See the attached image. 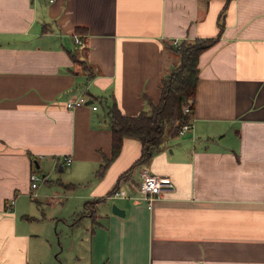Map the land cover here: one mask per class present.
Listing matches in <instances>:
<instances>
[{
	"label": "crops",
	"instance_id": "crops-1",
	"mask_svg": "<svg viewBox=\"0 0 264 264\" xmlns=\"http://www.w3.org/2000/svg\"><path fill=\"white\" fill-rule=\"evenodd\" d=\"M194 38L215 40L198 56L191 129L119 178L141 151L126 137L98 175L110 105L147 110L178 61L173 39ZM56 168L77 221L93 208L58 258L25 204L53 185L31 188V171ZM144 170L173 188L149 203ZM0 264H264V0H0Z\"/></svg>",
	"mask_w": 264,
	"mask_h": 264
},
{
	"label": "trees",
	"instance_id": "trees-1",
	"mask_svg": "<svg viewBox=\"0 0 264 264\" xmlns=\"http://www.w3.org/2000/svg\"><path fill=\"white\" fill-rule=\"evenodd\" d=\"M224 1L228 3L230 0ZM224 8L221 10L220 18L224 14ZM221 28L220 24V30ZM214 40L215 38H194L180 41V46L176 47L178 61L162 79L158 100L155 103L150 102L147 110L126 114L115 103L110 105L107 115L111 130V156L105 158L100 164L97 170L98 175L102 174L108 164L118 156L124 138L137 139L141 144V151L137 159L119 178L129 175L135 166L150 161L156 152L178 135L181 125L192 118L191 111L194 107L198 80V56ZM79 62L83 63L88 70V76H91L93 74L91 67L83 61ZM185 106L189 107L190 112L184 111ZM103 199L99 197L95 200ZM83 208L81 216L86 211L89 213L93 211L88 200L85 201Z\"/></svg>",
	"mask_w": 264,
	"mask_h": 264
},
{
	"label": "rangeland",
	"instance_id": "rangeland-1",
	"mask_svg": "<svg viewBox=\"0 0 264 264\" xmlns=\"http://www.w3.org/2000/svg\"><path fill=\"white\" fill-rule=\"evenodd\" d=\"M61 174L62 172L58 169L47 172V181H39L40 185H47L53 183L51 187L46 188L42 194H38L37 191L36 199L26 200V212L28 214H36L35 217L38 220H33V226H36V230H39L40 233H37V237L46 243L49 247L54 248L53 255L57 253L63 256L65 252L71 253L74 244H78L80 236L83 232L86 231L85 228L89 227L87 216H81L80 220L78 219V213L82 210V205H78L75 209V203H70L72 200L73 194H69L68 198H65V195L60 191V188L56 186V182L60 183V180L57 179L56 174ZM36 190V189H35ZM34 192V194H35ZM113 199L112 201H115ZM92 205H90L91 207ZM74 210H76L74 212ZM89 212L86 211L85 214ZM81 222V223H79ZM74 252V251H73Z\"/></svg>",
	"mask_w": 264,
	"mask_h": 264
},
{
	"label": "built area",
	"instance_id": "built-area-1",
	"mask_svg": "<svg viewBox=\"0 0 264 264\" xmlns=\"http://www.w3.org/2000/svg\"><path fill=\"white\" fill-rule=\"evenodd\" d=\"M73 36H74L75 41L80 43L81 40L78 37L79 35L77 33H75ZM172 42L175 45V47L180 46V40L179 39H173ZM87 103H88L87 97H86V95H83V94L78 95V96H71V97L67 98V100L65 101V105L68 108H74L76 106L84 105ZM91 108L96 109L97 104H92ZM184 111L190 112L189 107L185 106ZM191 127H192V119H190L188 122H185L181 125V127L178 131V135L184 134L185 132L189 131L191 129ZM62 161L65 164H69L71 161V157L68 155H65V156H63ZM29 178H30V186H31V188H34V189L37 187V184L39 181H44L46 179L45 175L40 174L39 170H37V169H34L31 171ZM140 188H141L142 196L149 203H151V201L154 198L160 197L164 193V191H166L168 189H172L173 183H172V181L168 175H159V174L151 173L147 170H144L143 174H142V180L140 183ZM117 194H118V191H113V195H117ZM12 205H13V200H11L9 202L7 209L11 210Z\"/></svg>",
	"mask_w": 264,
	"mask_h": 264
},
{
	"label": "water",
	"instance_id": "water-1",
	"mask_svg": "<svg viewBox=\"0 0 264 264\" xmlns=\"http://www.w3.org/2000/svg\"><path fill=\"white\" fill-rule=\"evenodd\" d=\"M59 170H62V163H59V167H58ZM112 210L115 212V213H118V214H123L124 213V210L123 209H120L116 204H113L112 205Z\"/></svg>",
	"mask_w": 264,
	"mask_h": 264
}]
</instances>
